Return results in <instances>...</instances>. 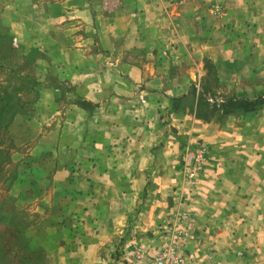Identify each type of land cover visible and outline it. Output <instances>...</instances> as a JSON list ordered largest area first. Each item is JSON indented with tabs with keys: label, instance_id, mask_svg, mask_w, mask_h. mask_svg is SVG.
<instances>
[{
	"label": "crops",
	"instance_id": "0c3cea01",
	"mask_svg": "<svg viewBox=\"0 0 264 264\" xmlns=\"http://www.w3.org/2000/svg\"><path fill=\"white\" fill-rule=\"evenodd\" d=\"M84 1L60 2L66 17L77 19L80 29H84L79 36L82 43L87 36L95 37L96 27L102 22L90 16L92 7ZM233 1L239 4L238 18L225 15L220 48L214 42L208 44V55L225 60V72H238L239 80L244 82L240 90L254 97L264 91V0L223 3ZM67 20L58 28L63 32L61 43L72 39ZM94 24L93 32H88ZM195 53L191 51L189 56L199 60ZM124 67L136 83L145 80L150 89H163L162 79L156 75L149 78V64L130 61ZM91 69L85 74H94L88 73ZM109 69V83L87 77L79 87L83 100L96 105L92 113L81 105L70 108L59 126L48 113L40 120L18 115L8 128L10 132L0 138L1 150L10 155L22 153L19 146L24 147L42 133L39 122L47 124L41 141H50L51 149L44 164L35 165L34 158L38 159L29 152L22 154L18 168L24 173L25 183L32 184L38 177L46 199L51 186L63 188L62 193L55 191L50 196L48 203H52L43 221L48 228L44 229V247L50 258L46 264H121L119 261L127 258L136 264L137 251L142 256L138 262H145L169 245L171 232L166 235L160 223L170 218L174 223L177 218L181 220L172 229L183 230L185 264H264V107L245 121L241 119L238 125L233 116L220 124L198 118L194 110L187 108L172 113L170 122L162 126L157 113H169L172 102L157 97L134 110L129 94L134 85H129V79L121 83L118 69ZM106 91L121 92L125 98L119 102L117 95L107 101ZM33 126L36 130L31 134ZM152 139L158 140L154 152ZM201 139L211 149L208 152L202 145L208 152L205 169L188 189L180 164L181 148L201 147ZM58 143L61 146L57 152L53 146ZM180 199H185L184 203ZM181 204L183 212L178 214ZM181 213H186L187 221ZM137 217L142 226L128 242L126 258H117L114 251L118 244L114 242L120 229L118 220L127 222V228L120 229L125 236Z\"/></svg>",
	"mask_w": 264,
	"mask_h": 264
},
{
	"label": "rangeland",
	"instance_id": "374dc122",
	"mask_svg": "<svg viewBox=\"0 0 264 264\" xmlns=\"http://www.w3.org/2000/svg\"><path fill=\"white\" fill-rule=\"evenodd\" d=\"M61 1L63 0H0V138L4 139L10 132L8 128L18 115H23L28 120H40L48 113L54 116L55 123L59 126L65 121L70 108L81 105L87 113H92L96 105L83 100L79 87L87 77L100 81L101 84L109 83V67L118 69V80L121 83L123 79H129V85H134L129 91L134 110L137 111L139 105H144L147 101L152 103L157 97H166L172 102L169 113L156 112L157 120L162 126L170 122L172 113L187 108L194 110L196 116L199 112V115H206L208 121L213 119L220 124L233 116L235 125H238L241 119L245 121L251 113L264 107L263 103L252 110L253 107L248 104V108L252 109L222 113L221 104H226L228 98L255 99L264 96V91L258 92L254 97L244 95L243 90H240L244 82L239 80L238 72H225V60H216L214 56L208 55V44L214 42L220 48L222 20L225 15L231 14L238 18L239 4L236 1L85 0V4L92 7L88 12L90 16L102 21L96 27L95 37L87 36L85 43L79 41V36L83 34L80 32L84 29H80L77 19L73 21L72 17H66L60 6ZM62 13L64 16H61ZM120 13L122 17L119 16ZM65 19H68L66 25L72 39L61 43L63 32L58 28L64 26ZM117 20L119 25L115 23ZM93 28L95 24L88 32L92 33ZM52 38L60 43H52ZM191 51L196 52L200 59L190 57ZM130 61L138 65L142 62L149 64V78L156 75L162 79L163 89L152 90L145 80L136 83L130 78V73L124 67ZM91 67L88 73L93 71L94 74H99H85ZM105 95L107 101L117 95L119 102L121 98H125L123 93L116 91H106ZM174 98L181 99L176 101ZM214 102L217 103L218 110H214ZM30 129H33V134L36 127ZM39 130H42L39 136L31 139L24 147L19 146L23 149L22 153L10 155L6 150L0 149V264L50 262L48 251L44 247L47 239L44 229L48 228L43 221L52 203H48L50 196H54L55 191L57 194L62 193L63 188L59 185L56 188L51 186L50 195L46 199L47 195H42L41 192L44 186L38 185V177L32 184L25 183L24 173L18 170L22 165V154L29 152L38 159L34 158L35 165L44 164L45 156L51 149L50 141H41L42 136L47 133L46 122H39ZM202 141L204 139L198 145H204L209 152L211 146L207 142L202 144ZM150 142L151 152H154L158 140L152 139ZM60 146L58 143L53 147L58 152ZM191 148L196 147L182 146L180 164L182 154ZM125 159L126 156L123 161ZM180 200L183 203L185 201ZM183 206H178V214L183 212ZM184 215L186 213H181L180 217L187 221V216ZM179 221L181 220L177 218L175 223H181ZM122 222L123 220H118L120 229L127 228V222ZM142 223L138 217L135 218L132 226L129 224V231L125 236L120 234L119 229L114 242L116 246L118 244L117 250L114 249L117 258H126L125 248L130 247L128 242L133 239L138 232L135 230ZM175 223L172 218L160 223V228L166 235L171 232L169 245L151 255L145 262H138L142 256L139 251L134 252L136 264H152L158 256L173 249L178 264H185L183 260L186 249L182 250L184 241L181 239L183 230L172 229ZM187 231L184 238L188 236ZM131 234L133 235L130 236ZM119 262L133 264L134 261L127 258Z\"/></svg>",
	"mask_w": 264,
	"mask_h": 264
},
{
	"label": "built area",
	"instance_id": "2783aa9c",
	"mask_svg": "<svg viewBox=\"0 0 264 264\" xmlns=\"http://www.w3.org/2000/svg\"><path fill=\"white\" fill-rule=\"evenodd\" d=\"M145 101L144 98H142ZM207 160V149L203 146L189 149L182 154V167L184 173L185 186L192 188L200 175L204 172ZM186 215H184L185 217ZM189 224V223H188ZM175 249L158 256L152 264H178ZM171 262H168V261Z\"/></svg>",
	"mask_w": 264,
	"mask_h": 264
},
{
	"label": "trees",
	"instance_id": "16d2710c",
	"mask_svg": "<svg viewBox=\"0 0 264 264\" xmlns=\"http://www.w3.org/2000/svg\"><path fill=\"white\" fill-rule=\"evenodd\" d=\"M180 99L181 98H174V100H176V101H179ZM263 103H264V96H260V97L255 98V99L228 98V102L226 104H221V108H222V113L227 114V113L235 112L236 110H240V109H244V110L252 109V108H248V104H250L251 107H253L252 110H255L259 105H261ZM216 107H217V103L214 102L213 103L214 110H218V108H216ZM197 117L202 118L206 121L209 120L206 115H204V114L199 115V112L197 113ZM40 249H42V247ZM33 263H36V262H33Z\"/></svg>",
	"mask_w": 264,
	"mask_h": 264
}]
</instances>
